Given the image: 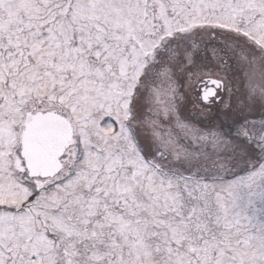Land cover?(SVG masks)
Masks as SVG:
<instances>
[{
	"label": "snow or ice",
	"instance_id": "obj_1",
	"mask_svg": "<svg viewBox=\"0 0 264 264\" xmlns=\"http://www.w3.org/2000/svg\"><path fill=\"white\" fill-rule=\"evenodd\" d=\"M0 264H264V0H0Z\"/></svg>",
	"mask_w": 264,
	"mask_h": 264
},
{
	"label": "rangeland",
	"instance_id": "obj_2",
	"mask_svg": "<svg viewBox=\"0 0 264 264\" xmlns=\"http://www.w3.org/2000/svg\"><path fill=\"white\" fill-rule=\"evenodd\" d=\"M220 121H217V123H219Z\"/></svg>",
	"mask_w": 264,
	"mask_h": 264
}]
</instances>
